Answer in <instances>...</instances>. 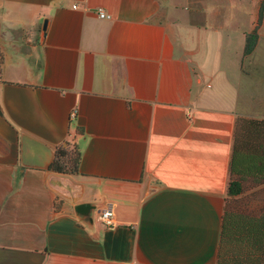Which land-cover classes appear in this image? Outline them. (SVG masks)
Instances as JSON below:
<instances>
[{
	"label": "crops",
	"instance_id": "obj_1",
	"mask_svg": "<svg viewBox=\"0 0 264 264\" xmlns=\"http://www.w3.org/2000/svg\"><path fill=\"white\" fill-rule=\"evenodd\" d=\"M263 5L0 0V264H217L237 130L264 120ZM61 147L78 171L50 169Z\"/></svg>",
	"mask_w": 264,
	"mask_h": 264
},
{
	"label": "trees",
	"instance_id": "obj_2",
	"mask_svg": "<svg viewBox=\"0 0 264 264\" xmlns=\"http://www.w3.org/2000/svg\"><path fill=\"white\" fill-rule=\"evenodd\" d=\"M264 5L260 10L262 22ZM257 39L256 31L247 37L245 54H250ZM80 164V152L77 148L61 147L57 150L50 169L57 172H76ZM264 183V120L245 119L237 130L231 161V178L223 216L220 250L217 264H235L223 254L224 238L236 226L247 231L251 243L264 255V191L243 195L246 189ZM259 206L255 216H232V210L241 206ZM254 214V213H253ZM231 216V217H230Z\"/></svg>",
	"mask_w": 264,
	"mask_h": 264
},
{
	"label": "rangeland",
	"instance_id": "obj_3",
	"mask_svg": "<svg viewBox=\"0 0 264 264\" xmlns=\"http://www.w3.org/2000/svg\"><path fill=\"white\" fill-rule=\"evenodd\" d=\"M262 23V22H261ZM247 55V59L250 57ZM259 206H241L239 210H232V216H255ZM254 213V214H253ZM231 217V216H230ZM247 231L240 226H236L223 241V254L226 258L232 259L235 264H264V255L248 239Z\"/></svg>",
	"mask_w": 264,
	"mask_h": 264
},
{
	"label": "built area",
	"instance_id": "obj_4",
	"mask_svg": "<svg viewBox=\"0 0 264 264\" xmlns=\"http://www.w3.org/2000/svg\"><path fill=\"white\" fill-rule=\"evenodd\" d=\"M99 16L101 18H110L108 14H105L102 10H99ZM77 110H73L72 116H76ZM100 220L107 228H114L117 225L116 219V204L113 201L105 203L103 208L100 210Z\"/></svg>",
	"mask_w": 264,
	"mask_h": 264
},
{
	"label": "water",
	"instance_id": "obj_5",
	"mask_svg": "<svg viewBox=\"0 0 264 264\" xmlns=\"http://www.w3.org/2000/svg\"><path fill=\"white\" fill-rule=\"evenodd\" d=\"M91 205L90 204H88V203H83V204H80V205H78L77 207H76V210L77 211H85L86 209H91Z\"/></svg>",
	"mask_w": 264,
	"mask_h": 264
}]
</instances>
